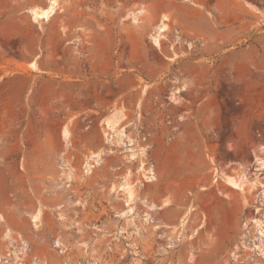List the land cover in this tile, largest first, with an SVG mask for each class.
Returning a JSON list of instances; mask_svg holds the SVG:
<instances>
[{
    "label": "rangeland",
    "instance_id": "obj_1",
    "mask_svg": "<svg viewBox=\"0 0 264 264\" xmlns=\"http://www.w3.org/2000/svg\"><path fill=\"white\" fill-rule=\"evenodd\" d=\"M49 3L0 0V264H264V0Z\"/></svg>",
    "mask_w": 264,
    "mask_h": 264
},
{
    "label": "bare ground",
    "instance_id": "obj_2",
    "mask_svg": "<svg viewBox=\"0 0 264 264\" xmlns=\"http://www.w3.org/2000/svg\"><path fill=\"white\" fill-rule=\"evenodd\" d=\"M56 4H57V0H50V3L48 5L47 8H35L32 10V15H33V18L34 20L36 21H39L41 19H44V18H49L50 15L55 11V8H56ZM116 126H117V120L115 119H110L108 120L107 122V127H106V133L108 136L110 135H117V131H116ZM155 176L150 173L149 175H147V179L149 181H152L154 180ZM227 183H229L230 185L234 186V187H238L239 184L238 183H235L233 182L232 180L230 179H227L226 180ZM34 221H38V215L34 216Z\"/></svg>",
    "mask_w": 264,
    "mask_h": 264
}]
</instances>
